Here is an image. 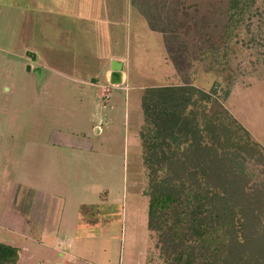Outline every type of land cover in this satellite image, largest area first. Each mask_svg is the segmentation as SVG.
<instances>
[{
  "label": "rangeland",
  "instance_id": "obj_1",
  "mask_svg": "<svg viewBox=\"0 0 264 264\" xmlns=\"http://www.w3.org/2000/svg\"><path fill=\"white\" fill-rule=\"evenodd\" d=\"M240 12L230 0H0V189L9 204L16 196L25 207L46 185L34 169L26 176V153L35 164L36 148L59 145L46 160L66 210L97 204L80 209L77 234L93 239L82 257L101 264L111 250L110 264H166L161 233L147 229L141 97L167 86L209 93L206 110L226 111L264 151V8L248 0ZM110 56L122 64L116 81L105 74ZM247 166L264 184L262 167Z\"/></svg>",
  "mask_w": 264,
  "mask_h": 264
},
{
  "label": "trees",
  "instance_id": "obj_2",
  "mask_svg": "<svg viewBox=\"0 0 264 264\" xmlns=\"http://www.w3.org/2000/svg\"><path fill=\"white\" fill-rule=\"evenodd\" d=\"M246 1L230 0L236 13ZM210 98L193 86L141 97L147 229L161 233L166 264H264V184L247 166L264 174V151L226 111L209 113ZM17 257L0 243V264Z\"/></svg>",
  "mask_w": 264,
  "mask_h": 264
},
{
  "label": "crops",
  "instance_id": "obj_3",
  "mask_svg": "<svg viewBox=\"0 0 264 264\" xmlns=\"http://www.w3.org/2000/svg\"><path fill=\"white\" fill-rule=\"evenodd\" d=\"M119 59V57L110 56L109 64L111 63V67L115 62L121 66V69L122 64ZM105 74L108 79L109 76L112 79L113 71L111 68ZM92 82H85V84L96 87ZM97 91L101 95V89L97 88ZM50 148L52 149L49 150ZM50 148H36L38 150H35V153L39 155L35 164H33V157L30 154L32 149L30 148V152L26 153L25 164H23L26 176H29L34 169L36 179L39 178L41 184L46 185L42 186L41 189L33 190V197L28 204H25V207L15 206L16 196L9 204L12 197L11 192L0 189V231L6 234L7 238L6 241H3L4 243H0L17 250L16 264H95L88 258V255L82 257V254H87V251L83 248H86L87 242L93 239L91 237H79L77 228L79 227L81 207L90 210L91 208L95 209L97 204L82 205L77 203L66 210L65 207L68 206L66 203L67 198H62L61 182L56 180L55 176L49 174V162L46 160L50 153L58 155V151L61 152V150L59 145ZM25 171L23 170V174H25ZM1 180L5 179L0 178V187H2ZM54 180L57 182L55 183ZM86 213L92 219H98L95 212H85V215ZM106 217L107 212L101 213L99 222L104 224ZM104 251H106V248ZM107 256H111V250H107L104 256L106 257L105 262L101 264H110Z\"/></svg>",
  "mask_w": 264,
  "mask_h": 264
},
{
  "label": "water",
  "instance_id": "obj_4",
  "mask_svg": "<svg viewBox=\"0 0 264 264\" xmlns=\"http://www.w3.org/2000/svg\"><path fill=\"white\" fill-rule=\"evenodd\" d=\"M120 65L119 64H116L115 62L112 64V67H111V69H112V71L113 72H116V71H119L120 70Z\"/></svg>",
  "mask_w": 264,
  "mask_h": 264
}]
</instances>
